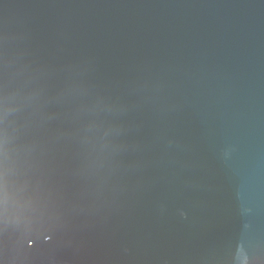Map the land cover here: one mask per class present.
<instances>
[{"label": "water", "instance_id": "water-1", "mask_svg": "<svg viewBox=\"0 0 264 264\" xmlns=\"http://www.w3.org/2000/svg\"><path fill=\"white\" fill-rule=\"evenodd\" d=\"M0 264H264V0H0Z\"/></svg>", "mask_w": 264, "mask_h": 264}]
</instances>
